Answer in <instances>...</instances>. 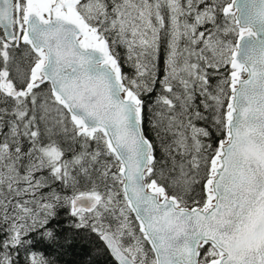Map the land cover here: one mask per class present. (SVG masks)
Listing matches in <instances>:
<instances>
[{
    "label": "snow or ice",
    "instance_id": "obj_1",
    "mask_svg": "<svg viewBox=\"0 0 264 264\" xmlns=\"http://www.w3.org/2000/svg\"><path fill=\"white\" fill-rule=\"evenodd\" d=\"M0 264H264V0H0Z\"/></svg>",
    "mask_w": 264,
    "mask_h": 264
}]
</instances>
